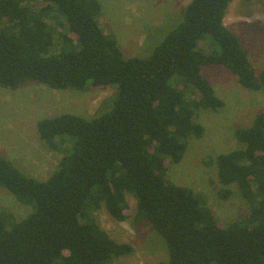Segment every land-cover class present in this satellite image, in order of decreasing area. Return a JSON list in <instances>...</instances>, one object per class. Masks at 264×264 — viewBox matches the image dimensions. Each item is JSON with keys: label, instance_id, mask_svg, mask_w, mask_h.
Instances as JSON below:
<instances>
[{"label": "trees", "instance_id": "trees-1", "mask_svg": "<svg viewBox=\"0 0 264 264\" xmlns=\"http://www.w3.org/2000/svg\"><path fill=\"white\" fill-rule=\"evenodd\" d=\"M24 1L0 0V87L116 86L118 98L96 117L37 122L46 147L65 149L46 181L0 155V188L32 208L19 221L0 209V264H112L132 255L131 244L112 239L93 217L104 206L125 222L127 195L136 200L134 220L168 246L169 260L159 264H264V113L235 131L241 147L215 159L219 197L238 192L250 205L248 217L221 226L204 196L167 180L169 165L205 133L197 115L224 107L204 67L222 66L241 87L264 95V68H253L225 25L234 0H191L148 58L124 57L115 36L101 28L98 0H38V9ZM53 19L66 23L67 33L50 26Z\"/></svg>", "mask_w": 264, "mask_h": 264}, {"label": "rangeland", "instance_id": "rangeland-1", "mask_svg": "<svg viewBox=\"0 0 264 264\" xmlns=\"http://www.w3.org/2000/svg\"><path fill=\"white\" fill-rule=\"evenodd\" d=\"M98 1L101 28L115 36L124 57L148 58L169 31L182 22V11L191 0ZM39 2L25 0L24 4L38 9ZM48 24L52 27L60 24L62 28L59 26L58 32L67 33L64 22L53 19ZM225 25L241 40L251 65L260 73L264 68V0H234ZM58 38L59 33L56 40ZM202 47L206 49L205 44ZM202 75L217 97L223 100L224 107L217 112L203 111L197 115L196 119L205 128V133L201 139L190 141L180 163L169 165L167 180L204 196L219 224L226 226L248 217L251 208L238 192L229 200L219 197L223 186L215 159L241 147L235 131L249 128L255 118L264 113V95L261 91L241 87L237 77L222 66L204 67ZM89 87L82 92L55 90L35 82H26L16 90L0 87V155L39 181L50 178L65 149L59 151L46 147L38 137L37 122L61 114L90 118L109 112L118 98V87ZM127 200L129 208L125 222L115 221L104 206L93 213L95 220L112 239L134 247L132 255L118 258L112 264H159L169 260L164 239L162 241L151 226L134 220L136 200L131 195H127ZM0 209L18 221L32 211L3 188H0Z\"/></svg>", "mask_w": 264, "mask_h": 264}]
</instances>
